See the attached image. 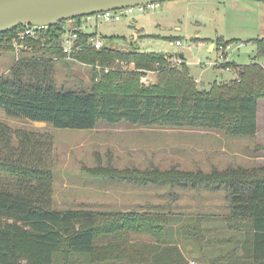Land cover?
Wrapping results in <instances>:
<instances>
[{
  "label": "trees",
  "instance_id": "16d2710c",
  "mask_svg": "<svg viewBox=\"0 0 264 264\" xmlns=\"http://www.w3.org/2000/svg\"><path fill=\"white\" fill-rule=\"evenodd\" d=\"M85 17L68 20L73 21L71 27L78 34V48L72 57L103 66L102 72L95 70L90 89H57L54 63L68 60L63 50L68 20H63L47 26L43 36L26 39L33 51L22 52L8 73L0 74V112L55 128L93 129L99 122L127 121L220 129L236 137L256 134L258 102L264 98V64L258 61L264 58V37L250 40L257 46L251 63L234 64L237 78L214 81L207 89L194 81L190 66L183 61L175 66L162 52L122 50L106 42L97 49L91 42L96 34L82 28ZM19 28L0 34V51L14 50L9 42ZM223 40L216 39L223 48L232 43L227 40L222 44ZM117 60L134 61L137 69L122 71ZM104 67L115 69L106 72ZM148 70L156 71L157 81L145 86L140 79ZM53 147L49 132L13 127L0 120V264H190L180 253H158L168 247L161 245L169 233V214L152 217L147 212L53 207ZM91 170L138 185L224 190L231 218L243 220L244 252L240 262L237 258L227 262L236 251L232 249L209 264H264V166L215 168L210 172L177 167L141 170L97 166ZM188 226L182 225V231L192 241L202 237L199 247L204 251L214 243L228 242L206 239L200 226L191 232ZM135 234H150L157 243L133 240ZM169 248L178 250L177 245Z\"/></svg>",
  "mask_w": 264,
  "mask_h": 264
},
{
  "label": "rangeland",
  "instance_id": "374dc122",
  "mask_svg": "<svg viewBox=\"0 0 264 264\" xmlns=\"http://www.w3.org/2000/svg\"><path fill=\"white\" fill-rule=\"evenodd\" d=\"M225 2L167 0L154 3V7L147 11L136 8L120 20L105 21L93 17L89 23L98 24V27L85 26V31L100 35L106 43L118 49L162 52L174 65L177 61L173 58L183 54L184 58L175 66L185 62L198 86L206 83L208 89L214 81L224 83L237 78L238 68L234 64L251 63L257 46L250 40L264 37L263 30H259V34L241 32L244 23L240 17L246 13L228 8ZM252 20L254 26L253 18L248 21ZM228 32L236 37L226 39L223 35ZM218 37L224 38L222 44L227 40L232 43L223 48L216 42ZM203 38L214 40L213 49L216 50L210 52L207 44L200 47L198 43ZM15 60L14 50L0 51V74L8 73ZM258 61L264 64V58ZM227 64L230 70L226 68ZM104 69L108 72L115 67ZM95 70L100 73L103 66L78 60H56L54 78L57 89H90ZM153 71L150 70L147 82L141 76L143 85L149 86L157 81L156 71ZM260 110L256 134L238 137L220 129L147 126L127 121L99 122L93 129L55 128L46 123L12 118L4 112H0V120L13 127L36 128L53 136V207L88 208L105 213L147 212L152 217L169 214V233L161 246L173 242L180 244L186 256L195 261L190 260V264H209L212 258L230 253L231 249L237 251L231 257L243 253V220L238 222L231 218L224 190L173 187L170 184L138 185L96 174L91 169L97 166L141 170L177 167L210 172L215 168L264 166V102ZM182 225H189V232L200 226L206 239L228 242L212 243L209 247L212 250L207 248L204 251L199 247L202 237L197 241L190 240V235L182 231ZM133 237V240L157 243L150 234H135Z\"/></svg>",
  "mask_w": 264,
  "mask_h": 264
},
{
  "label": "water",
  "instance_id": "95a60500",
  "mask_svg": "<svg viewBox=\"0 0 264 264\" xmlns=\"http://www.w3.org/2000/svg\"><path fill=\"white\" fill-rule=\"evenodd\" d=\"M163 1L167 0H0V34L24 24L50 26L107 10Z\"/></svg>",
  "mask_w": 264,
  "mask_h": 264
},
{
  "label": "built area",
  "instance_id": "2783aa9c",
  "mask_svg": "<svg viewBox=\"0 0 264 264\" xmlns=\"http://www.w3.org/2000/svg\"><path fill=\"white\" fill-rule=\"evenodd\" d=\"M154 4H145V5H138L134 7H128V8H123V9H118V10H107L104 12L96 13L91 16H86V20L89 22L90 19L93 17L98 19L102 18L105 21H114V20H120L123 16L134 12V10L137 8L138 10L141 11H147L149 8H153ZM69 23H71L70 26H68V31L66 35L64 36L63 39V50L66 53V59L68 60H75L74 57H72V53L77 50V38L78 34L75 32V28H72V20H68ZM98 26V24H95ZM47 26L43 25H29V24H24L20 25V28L16 31V33L11 37V40L9 44L14 48V51L16 53V60H19L21 58V53L24 51H33V45L29 42H26V39H31V38H38L39 36H43V31L46 29ZM92 44L97 48H102V46L105 44V40L98 34L93 36L91 38ZM76 43V44H75ZM179 44H181V41H178ZM175 62V65H178L177 63H180L181 57L177 56L173 58ZM172 59V60H173ZM119 62V60H117ZM122 69H133L136 70V65L134 61H120ZM174 65V64H173ZM133 66V67H131ZM228 70L231 68L229 66H226ZM107 69V68H106ZM154 72V71H153ZM150 70L146 71V73L142 76V80L144 82L149 81L150 78Z\"/></svg>",
  "mask_w": 264,
  "mask_h": 264
},
{
  "label": "crops",
  "instance_id": "0c3cea01",
  "mask_svg": "<svg viewBox=\"0 0 264 264\" xmlns=\"http://www.w3.org/2000/svg\"><path fill=\"white\" fill-rule=\"evenodd\" d=\"M225 3L227 5V7L230 8V9H236L237 8L238 10H243L246 13L245 15H243V16L240 17V20L242 21L241 23H244V25L241 26V30H242L241 32H252V34L253 33L254 34H259V32H261L263 30V34H264V1H261V0H226ZM250 18H253L254 19V26H253V20L252 21H248ZM83 22L86 23V24L83 23V27L82 28L84 30H86L85 29V26H90V27L95 26V27H98L96 25L90 24L86 20V18H84ZM70 25H71V23H69L68 25L66 24V26H70ZM259 30H261V31H259ZM223 36L225 38L227 37L226 39H230V38L236 37V35H234V33H231V32H228V34L225 33ZM197 38L198 39H201V37H197ZM206 39L207 38H203L198 43L199 46L200 47H203V46H205V44H207L208 45V49H209L210 52L215 51L216 49H213V46L215 44V41L212 40V39H211V41H209V39H207V40ZM243 43L246 44L247 42L246 41H243ZM181 44H182V41H181ZM180 57L182 58V57H184V55L181 54ZM234 63H236V62H234ZM236 64H238V63H236ZM238 65H240V64H238ZM203 84H204V86L206 85V83H201V85H203ZM262 102H264V99H260L259 102H258L257 129H258V122H259L258 121V118H259V114L261 112L260 109H261ZM167 244H169L170 246L177 245V249L178 250L174 251L173 248H169L170 247L169 245H165V246H168V247H162L159 250L158 253H161V254L162 253H165V254H167L169 251H173L172 253L175 252V254H177V255L180 253L182 255V258L184 256H186V254H185L184 250L182 249V247L180 246V244H177V243H174V242L173 243H167ZM239 245L238 246L241 248L240 242H239ZM215 249H218V248H215ZM209 250H212V248H209ZM241 254L243 255V253H241ZM241 254L240 255L239 254L233 255L231 257V259L227 260V262H231L235 258H237L238 261L240 262L241 261V258H240L241 257ZM151 260H150V262H151ZM189 260H191V259L189 258ZM191 261H194V260H191ZM199 264H205V263L199 262Z\"/></svg>",
  "mask_w": 264,
  "mask_h": 264
}]
</instances>
